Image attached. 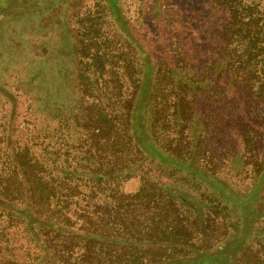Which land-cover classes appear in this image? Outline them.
<instances>
[{
	"label": "trees",
	"instance_id": "16d2710c",
	"mask_svg": "<svg viewBox=\"0 0 264 264\" xmlns=\"http://www.w3.org/2000/svg\"><path fill=\"white\" fill-rule=\"evenodd\" d=\"M203 2L208 7L192 14L165 11L190 14L179 30L187 57L201 48L220 59L190 78L175 64L169 33L145 41L116 4L118 40L92 34L72 44L79 109L52 119V141L36 158L15 152L0 175V218L22 225L39 249L29 264H264V121L247 125L249 109L264 104V0ZM154 44L163 46L159 53ZM227 94L231 107L222 103ZM202 101L229 111V119L214 113L210 138L191 124ZM225 130L239 134L235 154L261 155L251 157L258 166H245L244 177L256 178L246 193L192 157ZM133 178L138 186L127 193L121 186ZM169 178L205 185L189 198ZM224 196L241 215L230 214Z\"/></svg>",
	"mask_w": 264,
	"mask_h": 264
},
{
	"label": "rangeland",
	"instance_id": "374dc122",
	"mask_svg": "<svg viewBox=\"0 0 264 264\" xmlns=\"http://www.w3.org/2000/svg\"><path fill=\"white\" fill-rule=\"evenodd\" d=\"M34 1H38L37 5H34ZM113 4H116L123 20L139 31L145 41L151 43L157 41V35L162 29L169 33L171 46L169 49H174L171 53L174 60L178 61L175 64L181 66L185 76L190 78L193 70H201L202 67L210 65L215 68L220 63L218 56L201 48L196 49L198 53H192L188 57L184 53L183 45L189 43L182 39L179 30L182 31L188 24L190 25V14L201 10V6L208 7L209 3L203 0H0L1 176L7 174L13 153L22 150L24 154H28L31 161L40 154L41 146L50 144L48 141H52V119L56 120L55 117L61 116L63 110L69 112L72 108L79 109L80 94L74 89L76 73L72 59V44L78 46L79 42H86L92 34L118 40L116 14L111 11ZM169 6L179 12L185 9L191 13L180 14L179 17L165 14ZM162 47L154 44V53H159ZM180 52L184 54L180 55ZM173 54L177 56L176 59ZM198 63L200 69H197ZM190 64H193V69L189 68ZM216 71H213L212 76L217 73ZM204 90L210 91L208 87ZM227 95L222 103L226 101L231 107V98L229 94ZM214 107V104L203 101L194 104L195 111L191 124H197L199 131L196 134L209 131L210 138L212 126L216 125L213 123L214 117H217L214 114L216 112H219L217 114L221 115V118H230L228 107L226 109L220 107L219 110ZM204 116H209V121L213 125L209 123L204 127L206 125L202 122ZM248 119L250 120L248 126L264 121V104L254 109L250 108ZM235 129L239 133L238 128ZM229 132L225 130L223 134L208 141V144L200 143L201 151L198 154L194 153L192 157L199 160L201 166L213 168L216 178L229 188L238 193H246L256 178L252 180L244 177L245 166H258L251 157L255 154L257 158H261V155L259 151L253 153L244 149H239L240 151L235 154V148L238 145L242 146L239 144L241 139L239 134ZM46 136L51 137L43 141ZM204 148L206 153L201 156ZM259 161L258 159L257 162ZM148 166L165 165L150 162ZM179 176L182 177V174L177 178ZM166 181L174 183L171 178ZM176 181L174 186L186 189L189 198L198 197L205 185L196 181L185 182L186 184L181 179ZM137 186V179L133 178L124 182L121 188L130 193L136 190ZM224 197L225 201L230 200L228 201L230 214L241 215L236 210L238 207L233 205L237 202ZM249 200L251 203L254 201L252 198ZM251 203L245 201L243 208ZM240 207L242 208L241 205ZM12 224L14 226L8 227L3 218H0V258H3L6 264H12L8 263L9 261L29 264L36 259L39 249L34 241L30 240L22 225L15 226V222Z\"/></svg>",
	"mask_w": 264,
	"mask_h": 264
}]
</instances>
